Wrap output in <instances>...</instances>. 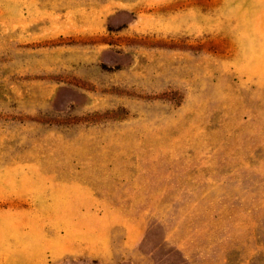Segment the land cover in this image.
I'll return each instance as SVG.
<instances>
[{"label":"rangeland","instance_id":"1","mask_svg":"<svg viewBox=\"0 0 264 264\" xmlns=\"http://www.w3.org/2000/svg\"><path fill=\"white\" fill-rule=\"evenodd\" d=\"M22 178L0 264H264V0H0V184ZM58 185L68 229L36 213ZM38 229L70 246L14 260Z\"/></svg>","mask_w":264,"mask_h":264},{"label":"crops","instance_id":"2","mask_svg":"<svg viewBox=\"0 0 264 264\" xmlns=\"http://www.w3.org/2000/svg\"><path fill=\"white\" fill-rule=\"evenodd\" d=\"M0 185V192L9 193L13 190L24 191L29 186V183L25 178H22L19 183L5 182L1 183ZM78 192H81V188L77 185L72 187L58 185L51 188L48 199L44 197L43 190L36 193L34 195V201L36 202V213L38 214L39 220L41 222L48 221L50 223L56 224L57 226H62L68 229L70 220L77 216L76 206L79 204V201L75 194ZM4 217L5 215L0 213V220L4 221ZM14 233L15 230L9 229L7 225L0 226V237L14 235ZM70 238H72V236L68 234V236L63 239L55 237L52 241H46L42 238L39 229L36 232L33 231L29 234H25L22 239L16 240L15 245L16 247L21 248L22 256L16 258L14 257V260L25 262L31 255H37L40 257L43 254V248L46 246L56 248L60 245H67L69 247ZM37 242H39V244L34 246ZM251 262L252 259L250 261L246 260L242 264H250Z\"/></svg>","mask_w":264,"mask_h":264}]
</instances>
